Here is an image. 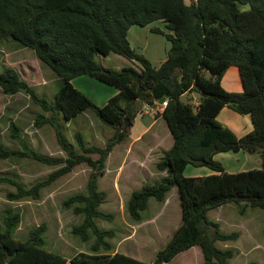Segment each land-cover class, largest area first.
<instances>
[{
	"label": "trees",
	"instance_id": "obj_1",
	"mask_svg": "<svg viewBox=\"0 0 264 264\" xmlns=\"http://www.w3.org/2000/svg\"><path fill=\"white\" fill-rule=\"evenodd\" d=\"M154 21H161L170 31L164 33L169 42L166 56L156 67L127 41L130 26H146ZM149 30L162 34L156 26ZM4 36L31 49L39 62L61 80L48 102L37 96L14 68L3 66L0 70L2 93L23 92L40 107L37 124L53 127L59 115L66 121L90 110L114 130L103 146L85 144L81 134L75 132L79 151H74L53 127L65 156H51L29 147L20 138L17 126L9 122V136L20 143L21 149L0 144V159L27 157L56 167L27 187L14 177L1 175L0 183L12 187L5 198L37 199L42 188L75 165L85 163L90 168L86 192L69 195L61 205L81 216L71 233L81 241H87L92 234L90 249L94 253L78 252L66 260L40 248L43 222L28 230L26 241L13 239L10 234L19 221V213L5 207L1 217L0 264H162L191 246L199 248L200 264H227L234 250L218 249L214 241L235 240L237 233L218 232L204 214L227 202L264 212V0H0V40ZM110 51L124 56L132 65L109 69L94 59L95 54L105 56ZM229 66L237 70L239 92L227 91L220 85ZM80 75L117 91L102 105H96L70 83ZM188 92L196 94L195 100L180 101V96ZM159 100H166V105L160 111L154 110L153 116L163 118L171 137L170 146L154 163V168L164 175L131 191L125 209L130 219L139 222L148 198L162 202L175 185L180 223L155 252L152 262L119 252L100 253L111 247L109 239L114 232L96 224L98 219L112 218L111 213L99 210L106 194L98 189L97 177L103 174L113 145L128 135L121 126L132 123L140 112L139 104L156 107ZM223 106L247 114L251 129L237 137L219 123L216 116ZM256 150L260 168L226 172L212 158L217 152ZM90 153L97 157L92 158ZM188 164L207 167L214 173L185 176L183 170Z\"/></svg>",
	"mask_w": 264,
	"mask_h": 264
},
{
	"label": "rangeland",
	"instance_id": "obj_2",
	"mask_svg": "<svg viewBox=\"0 0 264 264\" xmlns=\"http://www.w3.org/2000/svg\"><path fill=\"white\" fill-rule=\"evenodd\" d=\"M189 1L185 0L186 3ZM150 26L158 27L162 34L151 32ZM168 32L170 31L161 21H154L146 26L132 25L127 31V41L131 48L143 54L150 63L154 64L166 53L169 42L164 33ZM94 59L102 67L109 69H120L132 64L124 56L112 51L105 56L95 54ZM3 66L14 68L20 77L32 86L34 93L48 102L52 101L61 83V80L46 65L39 62L31 49L21 47L8 36L0 40V70ZM70 83L96 105H102L115 90L114 87L87 75L73 77ZM220 83L227 91L241 90L234 66H229L225 70ZM195 98L194 92H188L180 96V101L192 102ZM142 105L139 104L140 110ZM39 113H42L40 107L25 93L4 94L0 90V144L5 148L21 149L20 143L9 136V122L17 126L20 138L29 147L51 156H65V152L56 142L53 127L59 130L60 135L74 151H79L74 137L75 132L81 134L85 144L97 146H103L113 134L114 129L100 121L90 110H84L66 121L59 115L53 127L46 123L37 124L35 118ZM43 114L48 115L49 112H43ZM152 118L151 111L143 115L137 113L131 126L129 124L121 126L128 135L123 141L113 145L107 155L106 168L109 171L105 170L104 165L103 174L97 177L98 189L106 194L99 205V210L111 213L112 218L98 219L96 224L100 228L112 229L114 232L109 239L111 247L100 250V253L119 252L143 262H152L155 252L164 246L172 231L180 223V206L175 185L167 191L162 202H157L152 197L148 198L146 208L141 211L139 222L130 219L125 209V203L131 191L138 189L144 183H152L164 175L163 172L154 168V163L170 146V135L153 142L149 138V132H146L132 142ZM216 120L225 127L230 126L237 137L251 129L249 116L238 114L229 107L219 111ZM158 125L161 126L164 134L165 132L167 134L162 119H159L156 126ZM89 155L92 158L97 157L96 153ZM121 158H124L127 164L123 167V172L117 178H113L114 172L111 166L114 161ZM212 158L221 164L224 171L231 173L261 167L258 150L217 152ZM135 160L142 165L138 166ZM55 167L46 166L27 157L12 156L0 159V176L14 177L27 187L35 180L45 177ZM89 172L90 168L85 163L75 165L69 172L42 188L37 199L22 198L9 201L5 198V193L12 190V187L0 183V230L3 229L2 210L9 207L19 213V221L10 234L13 239L26 241L28 230L43 222L45 230L40 248L56 253L66 260L78 252L94 253L90 249L92 234L87 241H81L71 233V227L80 222L81 216L74 214L71 207L64 208L61 205V201L69 195L86 192L85 184ZM210 173L214 171L207 167L189 164L183 170L185 176H203ZM204 216L207 221L215 224L218 232L237 233L235 240L214 241V246L218 249L228 247L234 250L227 264H247L251 261L255 264H264L263 210L248 206L240 208L232 202H227L208 209ZM201 260L198 247L192 246L162 264H200Z\"/></svg>",
	"mask_w": 264,
	"mask_h": 264
},
{
	"label": "crops",
	"instance_id": "obj_3",
	"mask_svg": "<svg viewBox=\"0 0 264 264\" xmlns=\"http://www.w3.org/2000/svg\"><path fill=\"white\" fill-rule=\"evenodd\" d=\"M128 31V30H127ZM165 56H166V53H164V55H162L159 59H158V61L157 62H155L154 64L153 63H151L154 67H156V66H158V64L165 58ZM132 65V64H131ZM221 80V79H220ZM240 81V80H239ZM220 85L221 86H223L224 87V85L223 84H221L220 83ZM241 85V84H240ZM225 88V87H224ZM116 88H115V90H113L111 93H110V96L111 95H113L114 93H116ZM224 107H226V106H223L221 109H220V111L224 108ZM161 109H159L158 111H160ZM153 113V112H152ZM219 113V112H218ZM138 114H140V115H143L144 113H138ZM159 119H162V121H163V123L165 124V122H164V120H163V118L160 116V115H158V116H153V118H152V120L148 123V125L145 127V128H143L141 131H139V133L137 134V137L134 139V140H132V142L133 141H135L136 139H139L140 138V136L142 135V134H144V133H146V132H149V138H150V140L151 141H153V142H156L157 140H159V139H161L162 140V138L163 137H167L168 135H170L169 134V131H168V129H167V127H166V124H165V126L164 127H166L165 129V131H167V134H166V132H165V134H164V132H163V129L161 130V126H156L157 125V123H158V121H159ZM132 125V123L131 124H129V126H131ZM228 128V127H227ZM229 128H230V130L232 131V132H234L233 130H232V128L229 126ZM247 132V131H246ZM235 133V132H234ZM235 135H236V133H235ZM237 136V135H236ZM110 153V152H109ZM108 153V154H109ZM106 162H105V170L106 171H109V169H107L106 168V165H107V157H106V160H105ZM135 162L138 164V166H140V165H142V163L141 162H139L138 160H135ZM127 163L124 161V158H121L120 160H116V161H114V164H113V166H111V168L113 169L112 171L115 173V175H114V173H113V178H117V176H119V174L121 173V172H123V167L126 165ZM111 170V169H110ZM111 172V171H110ZM164 173V172H163ZM192 247V246H191ZM199 249V248H198ZM187 250V249H186ZM200 251V250H199ZM180 253V252H179ZM127 256H129V255H127ZM131 257V256H130ZM202 257V256H201ZM133 258V257H132ZM134 259H136V258H134ZM138 260V259H137Z\"/></svg>",
	"mask_w": 264,
	"mask_h": 264
},
{
	"label": "built area",
	"instance_id": "obj_4",
	"mask_svg": "<svg viewBox=\"0 0 264 264\" xmlns=\"http://www.w3.org/2000/svg\"><path fill=\"white\" fill-rule=\"evenodd\" d=\"M165 105H166V100L158 102L156 104V107H151L146 104H143L139 113H147L150 111L153 112L154 110L162 109Z\"/></svg>",
	"mask_w": 264,
	"mask_h": 264
},
{
	"label": "water",
	"instance_id": "obj_5",
	"mask_svg": "<svg viewBox=\"0 0 264 264\" xmlns=\"http://www.w3.org/2000/svg\"><path fill=\"white\" fill-rule=\"evenodd\" d=\"M159 102H161V100H159Z\"/></svg>",
	"mask_w": 264,
	"mask_h": 264
}]
</instances>
